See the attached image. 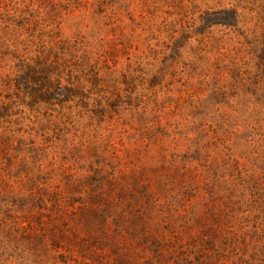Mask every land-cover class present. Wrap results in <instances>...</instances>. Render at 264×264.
Returning <instances> with one entry per match:
<instances>
[{"label": "rangeland", "instance_id": "1", "mask_svg": "<svg viewBox=\"0 0 264 264\" xmlns=\"http://www.w3.org/2000/svg\"><path fill=\"white\" fill-rule=\"evenodd\" d=\"M0 264H264V0H0Z\"/></svg>", "mask_w": 264, "mask_h": 264}]
</instances>
